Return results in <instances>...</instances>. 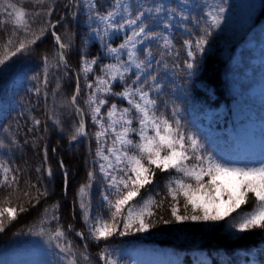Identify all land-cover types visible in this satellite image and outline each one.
<instances>
[{
	"label": "trees",
	"instance_id": "16d2710c",
	"mask_svg": "<svg viewBox=\"0 0 264 264\" xmlns=\"http://www.w3.org/2000/svg\"><path fill=\"white\" fill-rule=\"evenodd\" d=\"M3 2L0 0V3ZM194 2L196 9L185 15L189 19V34L174 30L168 37L174 49L155 43L147 47L153 61L145 81L155 77L163 85L161 94L155 97L158 115L163 113L171 118L175 110L176 119L187 134L198 138L207 152L217 159L232 162L236 154L229 128L233 122L232 105L236 101H245L246 92L264 82V0H259L246 23L231 29L221 25L213 28L204 51L191 61L195 67L187 72L185 62L189 58L183 42L201 35V29L210 23L199 0ZM146 3L159 9H177L173 2L167 6L162 0H152L151 3L146 0ZM96 4L95 14L104 16L114 9L115 0H97ZM229 4L232 5V2ZM19 6L32 14L26 17L29 27L13 34L14 25L0 26V59L4 60L0 64V163L11 169L10 177L16 178L0 187V208L16 209L15 220L7 215L4 217L0 253L16 247L30 249L32 236H38L42 229L48 236L62 226L65 234L68 232L70 235L66 234V240L71 241L77 264H103L101 253L110 256L118 250L141 248L169 250L177 255L178 264H240L239 261L247 260L251 253L264 259V229L254 228L232 236L227 231L226 220L210 229L197 226L190 238L171 234L168 230L167 234L164 233L166 236L156 238L159 241H147L155 238L153 236L157 232L154 230L163 232L166 229L162 219L173 221V217L170 218L173 202L167 194L166 185L172 177L182 175L175 170L161 171L155 166L151 182L130 201L136 204L149 195L158 202L164 201L160 207L153 206L154 226L147 231L150 235L148 239L142 240L137 236L140 232L135 231L126 235L117 232L106 240H96L89 235L80 207L81 199H84L92 215L102 214L107 219L109 213L102 200L108 186L95 163V153L103 142L98 144L94 137L97 128L86 112V101L92 91L87 85L103 75L101 68L104 65L115 64L116 60L108 55V49L122 44L123 40L121 37L109 41L93 38L88 26L90 16L84 11L81 0H39L38 3L36 0H22ZM4 19L0 15V21ZM56 36L70 46L61 49ZM21 43L25 48L17 51ZM60 52L64 53L66 64L59 60ZM143 54L144 51L141 56ZM94 59L97 63L92 65V71L85 74L82 71L83 61ZM78 76L80 92L76 105H72L71 97L76 94ZM133 76L126 75L123 81L113 84L112 92H122L125 86L133 85ZM170 78L179 84L176 93L168 88L175 87ZM106 99L110 104H118L121 109L128 107L127 101L118 96L109 94ZM247 100L254 102L253 99ZM254 103L264 108V97ZM77 107L84 110L87 135H78L73 140L82 118L77 114ZM207 112L211 114L208 132L201 131L198 126V123L205 124L202 116ZM36 120L40 123L36 124ZM133 127H138L135 120ZM130 135L134 141L139 140L135 133ZM238 160L244 166H248L250 161L240 157ZM49 168L51 176L47 172ZM89 173H93L92 178ZM185 182L195 183L190 179H185ZM85 185H88L86 192L81 194L80 189ZM249 194L247 202L238 212L252 209L254 199ZM111 198L115 199V196ZM179 201L180 210L185 212L182 195ZM53 215L56 220L52 219ZM69 224L84 233V242L67 230ZM37 239H40L39 236ZM62 240L65 244L66 240ZM84 256L88 259L85 260Z\"/></svg>",
	"mask_w": 264,
	"mask_h": 264
},
{
	"label": "snow or ice",
	"instance_id": "6c2138e0",
	"mask_svg": "<svg viewBox=\"0 0 264 264\" xmlns=\"http://www.w3.org/2000/svg\"><path fill=\"white\" fill-rule=\"evenodd\" d=\"M36 2L38 3L39 0H36ZM21 3L22 0H16L15 3L12 0H4L3 3H0V15L5 17L4 20L0 21V26L14 25L13 34L17 30L29 27L26 17H30L32 14L28 13L24 7L19 6ZM92 6L94 7L95 5ZM119 7H121L120 0H115L112 11H108L104 16H98L101 21L107 24L105 31L108 28H116L118 30L124 27L123 24H113L115 16L118 15L117 9ZM224 11L225 8L222 3L215 4L212 10L207 12V17L211 20V23L206 24L201 29L202 34L195 39H187L183 42L189 58L185 62L187 69L195 67V64L191 61L195 60L198 53L204 51V46L208 43L211 30L220 26ZM143 15L144 12H140L134 19L126 21L129 27L136 25V30L132 32L131 36L127 37L124 44L120 45V49L128 48L131 45L128 51L129 62H121L119 60L120 49L109 48V54L116 58L117 63L104 65L101 68L103 75L97 76L93 83L87 85L92 91L89 93L86 103L91 112L93 123L100 128L96 133L98 144L109 134L113 136L112 146L108 147L107 154H105L104 150V145L107 144L106 139L104 144L97 148L96 154L108 162L107 167L101 164L100 169L106 178H110L109 188L114 189V192H105L103 194V201L109 213L107 219L103 215H92L84 199H81L80 207L83 210L85 224L89 227V235L96 240H106L117 232L120 235H126L131 231L146 232L154 226L152 222V217L155 215L152 211L153 206H162L163 200L158 202L155 197L149 195L147 198L142 197L136 204L130 203L138 195L140 189L151 182V177L155 175L153 166L161 171L174 169L176 173L182 174L172 177L166 185L167 194L173 202L171 216L175 218V221H220L224 219L220 214L210 213L205 206V203L216 200V190L220 188L228 196V199L232 201L230 211H236L242 203H246L249 193L252 194L254 199L251 210L238 212L237 216L233 217L229 225L232 229L241 233L254 228L264 229V157L259 160L258 166L238 167L232 162H222L209 154L198 138L184 131L180 121L176 119L175 110H173L171 118L163 113L158 115L157 100L152 99L142 87L125 86L122 92H112V82L117 79L123 81L125 73L131 70L133 64L141 71L136 75V79L132 81V84L136 85L139 82L142 85L144 83L141 80V75L145 68V63L137 62L135 59L136 44L137 42L142 43L146 37L155 38V35L153 34L149 37V34L145 31V26L137 25V21ZM136 38H139V40ZM56 42L61 49L70 46L67 43H62L59 36H56ZM9 43H11V40H9ZM164 46L166 49L169 47L174 49V45H171L167 38L164 39ZM24 48L25 45L21 43L17 51H22ZM168 54L171 53L169 52ZM58 56L60 61L67 63L64 61L63 52H60ZM44 59L45 64H47V56ZM3 63L4 60L0 59V64ZM96 63L95 59L91 61L84 60L82 71L84 73L92 71V65ZM152 79V87L159 91L160 86L156 82V78L153 77ZM77 81L76 94L71 97L72 105H76L77 96L80 92L79 76ZM45 84H47L46 74ZM57 87L59 88V85ZM37 93H39V89H37ZM100 93H110L121 97L127 101L128 107L118 109L116 104H111L107 112L102 115L101 107L107 101L99 98L98 94ZM76 111L77 114L83 117V109L77 107ZM105 117H107V123H105ZM134 120L138 122V127H133ZM35 123L39 124L40 121L36 120ZM56 123L59 122L57 121ZM150 131L151 135L149 134ZM132 133H135L139 140L130 139L129 136ZM78 135H87L83 118L80 120L79 127L72 139L75 140ZM117 145H120V147H117ZM189 161L192 163H188ZM61 166H63V162H61ZM107 169H112L113 172L119 175H113ZM10 172L11 169L9 167L4 163H0V173L3 175L0 187L7 185L10 179L15 181V176H9ZM47 172L49 176L52 175L51 168L47 169ZM145 173L147 175H144ZM65 176H67L66 172ZM89 177L92 178L93 173H89ZM205 177L209 178L207 182L204 181ZM220 178H224L239 189L238 198L234 197L229 188L223 183H218ZM185 179H190L195 183H186ZM87 187L88 185H85L80 189L81 194L86 192ZM181 195L184 199L183 207L186 212L184 215H181L179 211V197ZM113 196H115V199L111 198ZM201 197L206 198L205 203H201ZM189 208L191 209L190 212H188ZM6 215L11 220H15L16 209L13 207L0 208V232L5 230L4 217ZM52 219L56 220L57 217L53 215ZM162 222L168 224L172 221L162 219ZM69 228H71V225H69ZM40 234H44L43 229ZM77 235L81 238L84 237L83 232L77 233ZM50 239L66 240V234L62 226L50 234ZM57 247H59V244H57ZM60 251L70 255L71 258L67 261V264H77L71 241L66 240L64 247H61ZM83 258L85 260L88 259L87 256ZM100 258L105 261V264H116V261L112 260L106 253H101Z\"/></svg>",
	"mask_w": 264,
	"mask_h": 264
},
{
	"label": "rangeland",
	"instance_id": "374dc122",
	"mask_svg": "<svg viewBox=\"0 0 264 264\" xmlns=\"http://www.w3.org/2000/svg\"><path fill=\"white\" fill-rule=\"evenodd\" d=\"M148 1H150L151 3L152 0H148ZM96 2L97 0H81V4L83 6L84 11L90 16L88 26L91 27L90 29L91 35L93 38L100 39V41L101 40L109 41V40H114L117 37H121L123 40L122 44H124L127 37L131 36L132 32L136 30V25L129 27L126 24V21L128 19H134L138 13L144 12L143 17H141L140 20L137 21V25L145 26V31L149 34V37H151L154 34L155 38L146 37L143 39L142 43L137 42L136 44L135 59L137 60V62L145 63V68L143 69V73L141 75V80L144 81V83L141 85L139 84V82H137V85L142 87L145 91H147L152 99H155L157 95L161 94L163 90V85L160 84V81L156 79V82H158L160 86L159 91H157L156 88L152 87L153 79L149 81L148 80L145 81V78L151 69L150 64L153 61L152 56L151 54H149V50L147 49V47L154 43L160 46H164V39L165 38L168 39L169 35L174 30H179L184 35H188L189 19L185 15L188 14L190 11L196 9V3L194 2V0H162L164 6H167L170 2H173L174 5L177 7V9H169V8L159 9L153 6L152 4L146 3V0H120L121 7L117 9L118 15L115 16L113 20V24L116 25L123 24L124 27L119 28L118 30L116 28H108L107 31H105L107 27L106 22L101 21L99 18H97L98 16L94 12V10H96L97 7ZM231 2L232 5L229 4ZM198 3L200 4L201 7L205 8V12H206L205 16L210 23L211 20L207 17V12L212 10L215 4L222 3L223 7L225 8V11L222 14V22L220 25L226 27V29L227 28L231 29L234 27H238L241 24L246 23L248 21L250 15L253 13L254 9L258 6L259 0H233L227 2H223L220 0L219 1L199 0ZM92 5L95 6L93 7ZM130 13L131 15H129ZM136 39L139 40V38ZM120 45H115L114 47L111 48L120 49ZM130 48L131 45H129L128 48L120 49L119 60L121 62H129L128 51L130 50ZM142 51H144L143 56H141ZM108 55L115 58L113 55L109 54V51H108ZM115 63H117V60L115 61ZM140 71L141 70L137 69L133 64L131 70L128 73H125L124 78L126 75L127 76L135 75L131 78L134 81L136 79V75L140 73ZM190 71L191 69H187V72ZM118 81L120 80L117 79L116 81L112 82V86ZM170 81L173 83L175 87L169 86L168 88L171 89V91L174 93L178 92L179 84L177 80L170 78ZM129 87H136V86L129 85ZM109 94L110 93H100L98 95L99 98L107 101L106 96ZM246 94L247 96L245 101H236L233 103L231 108L233 122L229 127L230 137L233 139L234 150L236 152V154L233 155V158L234 159H238L239 157L249 158L250 161L247 164L248 166H258L259 160L262 157H264V108L258 103L255 104L254 102L256 101V99L257 101H259L264 97V82L256 85L254 88L247 91ZM247 99L249 100L253 99L254 102L248 101ZM112 104H116V103H112ZM110 105L111 104L107 101V103L101 107L102 115H103V110L104 109L108 110ZM116 105L118 109H121L118 106V104ZM86 112L87 115H91V112L88 108ZM0 116H2L1 108H0ZM202 117L205 118L206 122L205 124L198 123V126L201 127V131L208 132L209 128L207 124L209 122L211 114L207 112ZM82 118H84V113ZM105 123H107V117H105ZM94 125L97 128L96 130H94L93 133L94 137H96V133L100 130V128L98 125L96 124ZM149 133L150 135L152 134L151 131ZM129 138L131 139V135L129 136ZM105 139L107 140V144L104 145V150H105V154H107L108 147L112 146V140H113L112 134H109L100 142H103L102 144H104ZM117 147H120V145H117ZM96 153H95V163L98 164L99 169L101 164H104L107 167L108 162L98 157ZM224 162H230V161H224ZM234 165L238 167H243V165L239 163ZM171 170L174 169H169L168 171ZM107 171L112 172L113 175H119L118 173L113 172L112 169H107ZM129 174L131 175V173ZM100 176L103 178V180L108 186L110 182V178H106L105 174L101 172V169H100ZM208 179H209L208 177H205L204 181L207 182ZM218 183H223L226 187L229 188V190L232 192L234 197L237 198L239 197V189L234 184L230 183L224 178H220L218 180ZM112 190L113 189H110L108 186L105 189V192H111ZM249 197L250 194H248V198ZM85 199H87V197H85ZM205 199L206 198L201 197V203H205ZM102 200H103V195H102ZM244 204L245 203H242L240 205V208ZM171 206L172 205H170V214H171ZM205 206L207 207L210 213L215 212L217 214H220L224 217V219L220 221L186 220L183 222H177L173 217V221L171 222V225L166 224L167 230L164 229L163 232L154 230V232H157L153 236L155 238L147 241L149 242L159 241V239L156 238H162L163 236H166L165 234H167L166 232L168 230L171 234H176L181 237L190 238L192 237L191 234H193V230L195 227L198 226L199 228L203 227L206 229H210L214 225L225 220L227 221L226 228L230 235L236 236L237 234L240 233L229 226L233 217L237 216L238 210L240 208L236 209V211H230L232 206V201L228 199V196L224 194L222 189L218 188L216 190V200L214 202L205 203ZM179 211L181 215L186 214V212L180 210V204H179ZM163 218H168V217H163ZM170 218H172V216H170ZM69 225H71V228H69L68 226L67 230L73 235H76V237H79L80 240L84 242V237L81 238L79 235H77V233L80 232L76 231L75 227H73L72 224ZM147 233H148L147 231L140 232L138 233L137 236H139L142 240H146L150 236ZM66 234L70 237L68 232H66ZM37 235L39 236L40 239H37L38 236H32L31 244H29L31 245L30 249L16 247L2 251L0 253V264H58V263L67 264V261L71 257L69 254L62 253L60 251V248L64 247L65 245L62 239L60 240L50 239V235L45 236V234L41 235L40 233ZM57 244H59V247H57ZM83 245L85 247V244ZM109 257L112 260H115L116 264H178V257L175 253L170 252L169 250L163 252L161 249H152V248H145V249L141 248L131 251L118 250L114 253L112 252V255H110ZM239 263L264 264V259L262 257L257 256L255 253H251L248 255L247 260H240ZM103 264H105V261L103 262Z\"/></svg>",
	"mask_w": 264,
	"mask_h": 264
}]
</instances>
